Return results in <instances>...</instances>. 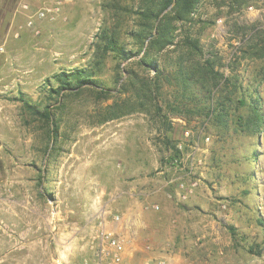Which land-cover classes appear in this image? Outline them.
Returning a JSON list of instances; mask_svg holds the SVG:
<instances>
[{"label":"rangeland","instance_id":"1","mask_svg":"<svg viewBox=\"0 0 264 264\" xmlns=\"http://www.w3.org/2000/svg\"><path fill=\"white\" fill-rule=\"evenodd\" d=\"M144 1L45 0L61 4L59 15L32 29L21 6L34 0H0V264H82L103 226L122 240L133 233L129 245L153 256L139 252L141 264H264V57H252L264 52V0H203L186 25L204 59L252 94L244 107L232 103L230 119L257 106L258 134L232 122L221 131L184 111L165 124L153 107L108 119L132 99L126 69L154 76L137 64L159 24L140 14ZM104 34L136 56L123 62L103 51ZM177 49L152 57L171 66ZM75 69L97 86L50 92Z\"/></svg>","mask_w":264,"mask_h":264},{"label":"trees","instance_id":"2","mask_svg":"<svg viewBox=\"0 0 264 264\" xmlns=\"http://www.w3.org/2000/svg\"><path fill=\"white\" fill-rule=\"evenodd\" d=\"M203 0H145L146 6L140 14L146 21L158 22L157 32L154 38L149 40L150 32L143 37L148 46L144 57L137 63L145 71L152 69L154 76L139 78L125 70L128 77L123 83V90L132 91V99H127L120 106L112 107L108 119H117L133 113L135 110L145 111L149 107L155 108L161 118L168 121L169 115L196 114L209 120L211 125L221 131L230 128V122L235 131L246 133H260L263 123L261 109L257 106L251 108V115H241L237 120L230 119V111H234L232 103L237 102L241 107L246 106L247 99L252 100V94L243 91L242 86L236 87L231 80L220 71L216 70L214 60L204 59L203 47L200 39L187 34L186 25L192 21V16ZM246 4V0H232L234 5ZM233 9V7L231 6ZM165 13V14H163ZM155 24L151 30L155 29ZM179 32V33H178ZM183 32V34H182ZM258 32L255 30V33ZM103 51H112L121 61L132 59L136 54L119 47L114 38H108L106 34ZM180 45L175 44L176 38H180ZM180 46V47H179ZM255 42L252 50L259 49ZM175 47L178 52L176 60L171 66L162 67L152 56H158ZM154 53V54H153ZM252 57L263 59L264 52L260 55L252 51ZM119 70H124L119 65ZM58 86L50 90L57 96L72 94L85 87H96L98 82L93 74L85 69H75L71 72H62L56 76ZM229 86L233 91H229ZM123 92V91H122ZM168 93L171 99L164 98ZM240 95L234 101L233 96ZM260 98L258 97L257 100ZM255 101V100H254ZM162 102H165L166 114L163 111ZM138 108H135V107ZM134 107V108H133ZM118 109V110H115ZM184 111V112H183ZM33 113L38 114L32 109ZM44 117L52 122L51 113L47 109ZM58 128L53 130V139L57 140ZM176 149V148H175ZM178 153V150L176 149ZM233 232V231H232Z\"/></svg>","mask_w":264,"mask_h":264},{"label":"built area","instance_id":"3","mask_svg":"<svg viewBox=\"0 0 264 264\" xmlns=\"http://www.w3.org/2000/svg\"><path fill=\"white\" fill-rule=\"evenodd\" d=\"M60 3L49 8L45 0H34V5L23 4L21 9L27 13H33L28 19L27 27L34 28L35 23L38 21H55L60 12ZM18 37V36H16ZM183 188V186H182ZM154 209H158V206H153ZM115 222H119L120 218L116 216ZM102 223L100 226L102 227ZM104 227V226H103ZM101 228L91 236L89 241V253L88 258L83 260L82 264H126L127 249L124 240L110 234ZM153 261L148 260L144 264H152ZM166 260L157 261L156 264H166Z\"/></svg>","mask_w":264,"mask_h":264},{"label":"crops","instance_id":"4","mask_svg":"<svg viewBox=\"0 0 264 264\" xmlns=\"http://www.w3.org/2000/svg\"><path fill=\"white\" fill-rule=\"evenodd\" d=\"M113 227L115 226V224L114 223H112L111 224ZM127 233H126V235L125 236H123V239H124V241L126 242V245H127V259H126V264H141V263H138V261H137V259H138V254H139V252L141 253V252H143V249L142 248H139V245H129L130 244V241H129V239H132V238H134V235H133V233H132V235L130 234V232H128V231H126ZM121 237H122V234H121ZM136 239L134 238V240H131V243H132V241L134 242ZM87 254L89 253V252H86ZM145 255H146V257L148 258V257H150V258H152L153 256L151 255V254H149V253H146V252H143ZM90 255V254H89ZM156 258V257H155Z\"/></svg>","mask_w":264,"mask_h":264}]
</instances>
